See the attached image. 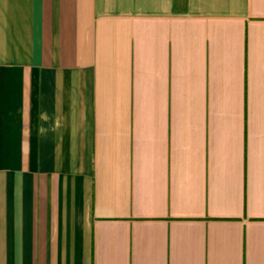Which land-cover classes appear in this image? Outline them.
<instances>
[{"label": "crops", "instance_id": "obj_1", "mask_svg": "<svg viewBox=\"0 0 264 264\" xmlns=\"http://www.w3.org/2000/svg\"><path fill=\"white\" fill-rule=\"evenodd\" d=\"M0 264H264V0H0Z\"/></svg>", "mask_w": 264, "mask_h": 264}]
</instances>
